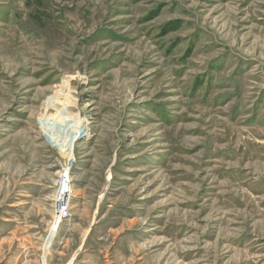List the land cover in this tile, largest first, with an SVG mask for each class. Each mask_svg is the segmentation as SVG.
I'll return each mask as SVG.
<instances>
[{"label": "rangeland", "instance_id": "rangeland-1", "mask_svg": "<svg viewBox=\"0 0 264 264\" xmlns=\"http://www.w3.org/2000/svg\"><path fill=\"white\" fill-rule=\"evenodd\" d=\"M0 264H264V0H0Z\"/></svg>", "mask_w": 264, "mask_h": 264}]
</instances>
